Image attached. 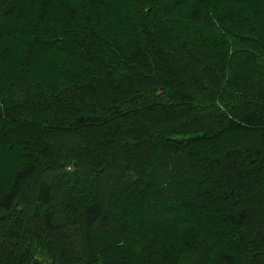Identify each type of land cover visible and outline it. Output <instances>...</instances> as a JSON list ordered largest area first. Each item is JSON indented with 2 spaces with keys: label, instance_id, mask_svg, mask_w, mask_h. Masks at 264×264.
I'll list each match as a JSON object with an SVG mask.
<instances>
[{
  "label": "trees",
  "instance_id": "obj_1",
  "mask_svg": "<svg viewBox=\"0 0 264 264\" xmlns=\"http://www.w3.org/2000/svg\"><path fill=\"white\" fill-rule=\"evenodd\" d=\"M0 159V264H264V0H0Z\"/></svg>",
  "mask_w": 264,
  "mask_h": 264
},
{
  "label": "rangeland",
  "instance_id": "obj_2",
  "mask_svg": "<svg viewBox=\"0 0 264 264\" xmlns=\"http://www.w3.org/2000/svg\"><path fill=\"white\" fill-rule=\"evenodd\" d=\"M34 65H35V63H33ZM43 65V64H42ZM35 67H38V66H36L35 65ZM1 160V159H0ZM0 163H1V161H0ZM160 209H161V212H163V210H162V207L160 206ZM188 209H185V208H183V209H180V211H178V212H176V213H174L175 215H178L179 217H185V216H189L188 215ZM148 215V214H147ZM143 217V216H142ZM209 242L210 243H216V239L215 238H213V237H211V239L209 240Z\"/></svg>",
  "mask_w": 264,
  "mask_h": 264
}]
</instances>
